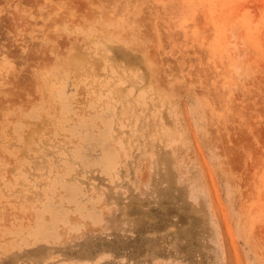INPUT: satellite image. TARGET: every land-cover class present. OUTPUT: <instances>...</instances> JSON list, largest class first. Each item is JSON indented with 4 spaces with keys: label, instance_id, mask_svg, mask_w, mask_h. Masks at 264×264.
<instances>
[{
    "label": "rangeland",
    "instance_id": "374dc122",
    "mask_svg": "<svg viewBox=\"0 0 264 264\" xmlns=\"http://www.w3.org/2000/svg\"><path fill=\"white\" fill-rule=\"evenodd\" d=\"M0 264H264V0H0Z\"/></svg>",
    "mask_w": 264,
    "mask_h": 264
},
{
    "label": "bare ground",
    "instance_id": "6f19581e",
    "mask_svg": "<svg viewBox=\"0 0 264 264\" xmlns=\"http://www.w3.org/2000/svg\"><path fill=\"white\" fill-rule=\"evenodd\" d=\"M19 45H20V44H19ZM22 45H24V44H22ZM54 47H56V46L54 45V46L52 47V51H53L54 53H56L57 51H54ZM55 49L57 50V48H55ZM44 53H45V52H44ZM10 54H12V53H10ZM44 55H46V54H44ZM39 56H40V55H39ZM39 56H38V57H39ZM46 56H47V55H46ZM46 56H45V58H46ZM12 57H14V56L12 55ZM26 58H27V57H26ZM28 58H29V56H28ZM28 58H27V59H28ZM43 58H44V57H43ZM45 58H44V59H45ZM41 59H42V58H41ZM44 59H43V60H44Z\"/></svg>",
    "mask_w": 264,
    "mask_h": 264
}]
</instances>
